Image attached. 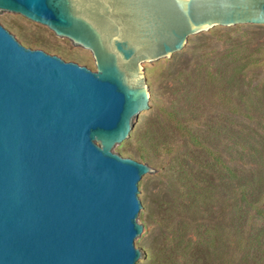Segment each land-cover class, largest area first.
Returning a JSON list of instances; mask_svg holds the SVG:
<instances>
[{
  "label": "water",
  "instance_id": "water-1",
  "mask_svg": "<svg viewBox=\"0 0 264 264\" xmlns=\"http://www.w3.org/2000/svg\"><path fill=\"white\" fill-rule=\"evenodd\" d=\"M96 69L31 48L0 22V264H147L145 187L165 173L121 151L160 93L150 68L198 38L264 27V0H0Z\"/></svg>",
  "mask_w": 264,
  "mask_h": 264
},
{
  "label": "trees",
  "instance_id": "trees-1",
  "mask_svg": "<svg viewBox=\"0 0 264 264\" xmlns=\"http://www.w3.org/2000/svg\"><path fill=\"white\" fill-rule=\"evenodd\" d=\"M244 69L234 68L230 76L227 71L206 70L203 78L197 73L194 92L179 89L176 99L161 108V119L138 140L141 158L168 173L175 193L151 215L165 235L147 255L150 264H264V172L236 169L218 152L224 135L226 145L240 148L243 158L247 146L256 151L250 157H262L264 138L253 144L240 134L227 133V126L219 129L213 120H200L197 108L196 89L204 87L217 89L219 100L228 104L235 77ZM179 137L188 143L189 154H176ZM166 156L171 157L167 165Z\"/></svg>",
  "mask_w": 264,
  "mask_h": 264
},
{
  "label": "rangeland",
  "instance_id": "rangeland-1",
  "mask_svg": "<svg viewBox=\"0 0 264 264\" xmlns=\"http://www.w3.org/2000/svg\"><path fill=\"white\" fill-rule=\"evenodd\" d=\"M0 22L6 28L20 33L22 39L33 49H43L50 54L62 55L67 61H75L81 65L92 66L93 70L96 69L91 52H79L75 44L71 41L65 43L50 29H41L39 24L24 18H7L2 11ZM239 67L245 69L235 77L237 82L235 81L236 84L232 87L233 93H230L228 104L219 100L217 89L213 90L211 87H204L203 91L200 88L196 89L200 120H213L219 129L227 126V133L240 134L249 138L253 144L258 138H264V27H243L238 32L225 27L215 38H198L196 49L178 63L150 68L161 98L158 110L147 115L141 137L161 119V108L176 99L179 89L182 92L186 91V94L194 92L191 88L197 73L203 78L206 70L214 73L227 71V75L230 76L234 73V68ZM186 101L187 99L183 106L188 109ZM198 125L205 129L203 124ZM222 137H219L221 139L218 152L231 166L249 174H256L259 170L264 172V151L260 154L262 157L256 155L250 157L256 151L253 146H247L243 158L240 155L241 149L232 150L228 147L230 145H226L225 136ZM179 143L180 148L176 154H189L190 147L186 140L179 137ZM121 152L138 157L143 163L149 164L141 158L138 141ZM165 158V164H168L171 157ZM156 161L161 163L159 158H156ZM163 172L165 173L163 176L145 187L150 196L147 205L154 213L157 212L160 203L172 200L175 196L168 173ZM262 200L264 202V195ZM152 214L147 216L150 220ZM154 229L155 232L142 242V249L150 253L161 245L165 235V231L155 223ZM147 264H150V261Z\"/></svg>",
  "mask_w": 264,
  "mask_h": 264
}]
</instances>
